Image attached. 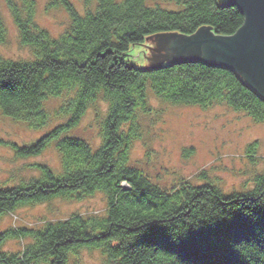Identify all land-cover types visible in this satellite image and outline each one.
Wrapping results in <instances>:
<instances>
[{
  "label": "trees",
  "instance_id": "trees-1",
  "mask_svg": "<svg viewBox=\"0 0 264 264\" xmlns=\"http://www.w3.org/2000/svg\"><path fill=\"white\" fill-rule=\"evenodd\" d=\"M4 1L32 57L0 55V109L40 128L50 120L48 104L62 101L56 111L64 122L44 140L9 143L17 158L38 156L55 143L61 169L37 163L32 167L38 175L0 182V222L24 206L82 201L99 192L109 209L0 230V264H78L82 249L99 250L101 264H264V170L250 187L230 191L200 173V183L164 186L129 157L133 143L149 132L153 96L172 105L224 104L264 122V96L233 68L197 59L147 69L127 62L132 47L152 36H192L203 27L232 35L245 22L240 8L221 0H160L175 3V9L151 0H84L80 12L70 0H52L51 7L69 16L65 30L54 36L38 23L36 0ZM8 37L0 11V44ZM95 102L106 108L103 142L93 148L68 131ZM95 112L101 113L98 107ZM258 149L257 140L247 146L254 162ZM124 181L132 190L124 189ZM12 239L23 247L7 249Z\"/></svg>",
  "mask_w": 264,
  "mask_h": 264
},
{
  "label": "rangeland",
  "instance_id": "rangeland-1",
  "mask_svg": "<svg viewBox=\"0 0 264 264\" xmlns=\"http://www.w3.org/2000/svg\"><path fill=\"white\" fill-rule=\"evenodd\" d=\"M36 1L38 23L52 35H60L69 23L66 11L62 7H51L49 4L52 0ZM70 1L80 12L84 11V0ZM149 3L171 9L176 6L173 2L160 0H151ZM0 11L9 30L7 43L0 45V55L8 59L31 58L30 49L20 44L17 27L4 0H0ZM164 41L165 37L160 35L147 38L143 45L132 50L129 64L146 68L153 63L159 64L162 60L168 61V53H177L176 46L180 41L170 38V44H165L163 49ZM204 49L200 54L205 58L208 55V44ZM151 98V104L156 109L147 120L149 132L146 133V139L151 138V144L145 146L137 142L133 158L144 160V152L152 150L155 155L146 158V170L160 184L170 186L181 178L200 182L198 175L201 170H205L216 183L230 191L242 189V186L250 187L255 173L264 170V122L257 123L245 113L234 111L224 104L202 108L197 105H172L160 102L154 96ZM97 107L103 115L106 106L99 102ZM96 122L95 108L92 107L73 132L98 146L101 138L98 126H94ZM40 134L28 124L6 117L0 109V182L11 177L19 180L38 175L35 167H32L37 163H46L60 171V155L54 143L41 155L31 158H17L9 144H29ZM256 140L259 142V149L258 158L254 162L251 160L252 155L247 152V146ZM188 147L194 148V154L184 157L183 149ZM105 208V196L101 193L82 201L58 198L51 202L24 206L15 214L4 216L0 222V230L16 226L41 227L44 225L42 221L65 219L74 212L103 215ZM22 247L19 240L7 242L9 250ZM102 261L101 252L97 249L80 250L77 260L78 264H101Z\"/></svg>",
  "mask_w": 264,
  "mask_h": 264
},
{
  "label": "water",
  "instance_id": "water-1",
  "mask_svg": "<svg viewBox=\"0 0 264 264\" xmlns=\"http://www.w3.org/2000/svg\"><path fill=\"white\" fill-rule=\"evenodd\" d=\"M222 2L238 6L245 16V22L237 32L232 35H218L211 28L203 27L192 36L161 34L160 36L165 37L163 49L165 44H170V38L180 41L176 46L177 53H168V61L197 59L233 68L264 96V0ZM207 44L208 55L204 58L200 52L205 51L204 46ZM163 62L164 60L160 64Z\"/></svg>",
  "mask_w": 264,
  "mask_h": 264
},
{
  "label": "bare ground",
  "instance_id": "bare-ground-1",
  "mask_svg": "<svg viewBox=\"0 0 264 264\" xmlns=\"http://www.w3.org/2000/svg\"><path fill=\"white\" fill-rule=\"evenodd\" d=\"M0 45H2V44H0ZM143 45V44H142ZM137 46H139V45H137ZM137 46H134V47H132V49H131V51H130V56L127 58V62H128V64H129V58L130 57H132V50H134V49H136L137 48ZM171 63H173V61H164L163 63H153L152 64V66H150V67H146V68H143V69H147V68H151V67H154V68H156V67H162V66H165V65H169V64H171ZM131 65V64H130ZM134 67H139V66H137V65H133ZM139 68H142V67H139ZM152 101V100H151ZM151 101L149 102L150 103V105L152 106V108H153V112H156V109L154 108V105H152L151 104ZM62 103V101H56V102H54V103H52V104H48V109L50 110V113H51V115H50V120L48 121V123H46V124H44L42 127H40V128H34V127H30L33 131H35V132H40L41 134L38 136V138L36 139V140H34L33 142H32V144L33 143H35L36 141H41V140H44L45 138H46V136H47V132H49V131H51V129L52 130H54L57 126H59V125H61V123H63L64 122V119H62L61 118V115H60V113H57V111L56 110H58L57 108L59 107V105ZM98 102H95L93 105H91V108L93 107V108H97V106H98ZM194 106H196V105H194ZM103 117L104 116H102L101 115V113H96V124H94V126L96 127V126H98V128H99V135H100V138H101V142H100V144L103 142V138H102V136H101V129H102V122H103ZM83 119V118H82ZM142 122L145 124V121H146V116H143L142 117ZM82 121V120H81ZM142 123V124H143ZM65 134H67V133H65V132H63V137H65ZM68 134H70L72 137H77V138H83L81 135H79V134H77V133H74L72 130H70V131H68ZM85 141H87V143L89 144V146H91V147H93V148H95V147H97V146H95V144L92 142V141H90V140H88V139H85ZM150 141H151V138H148V139H146V133L143 135V138L141 137V138H139V139H137L134 143H133V145H132V148H131V150L129 151V157H130V164H132L134 167H136V168H141L140 170L142 171V173L146 176V173L147 174H149L150 176H152L147 170H146V158H150V157H152V156H154L155 155V153L152 151V150H148L147 151V153H146V151L144 152V160H135L134 158H133V150H134V148H135V144L137 143V142H141V143H143L145 146L146 145H149V144H151L150 143ZM53 144V143H52ZM55 144V143H54ZM100 144L98 145V146H100ZM50 146V145H49ZM48 146V147H49ZM47 147V148H48ZM57 151H58V153H59V155H60V162H61V160H62V156H61V154H60V151H59V149H57ZM43 153V152H42ZM42 153H40L39 155H41ZM194 154V148L193 147H188V148H184L183 149V156L184 157H189L190 155H193ZM38 155V156H39ZM28 158H31V157H28ZM148 158V159H149ZM200 175H202V177L204 178L203 180L204 181H213V182H215L209 175H208V173H207V171H205V170H201V172H200ZM198 179H200L201 180V178H199L198 177ZM183 180H189V178H181L180 180H177V181H175V183H178V182H181V181H183ZM191 180V179H190ZM200 182H202V180L200 181ZM200 182H198V183H200ZM216 183V182H215ZM218 184V183H217ZM123 187H124V189H126V190H132V186L128 183V182H126V181H124L122 184H121ZM224 189V188H223ZM99 193H101V194H103L104 196H105V194L103 193V192H99ZM105 200H106V208H105V212L109 209V205H108V201H107V198H106V196H105Z\"/></svg>",
  "mask_w": 264,
  "mask_h": 264
}]
</instances>
